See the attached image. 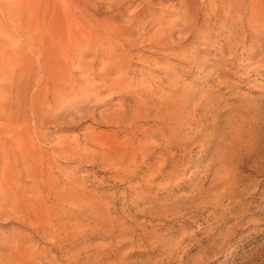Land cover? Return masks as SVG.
I'll use <instances>...</instances> for the list:
<instances>
[{
	"label": "rangeland",
	"instance_id": "374dc122",
	"mask_svg": "<svg viewBox=\"0 0 264 264\" xmlns=\"http://www.w3.org/2000/svg\"><path fill=\"white\" fill-rule=\"evenodd\" d=\"M182 7L0 0V264H264V64Z\"/></svg>",
	"mask_w": 264,
	"mask_h": 264
},
{
	"label": "bare ground",
	"instance_id": "6f19581e",
	"mask_svg": "<svg viewBox=\"0 0 264 264\" xmlns=\"http://www.w3.org/2000/svg\"><path fill=\"white\" fill-rule=\"evenodd\" d=\"M205 1H208L209 7L202 10L198 0H177L178 6H183L182 9L184 10L186 16L181 18L180 15V18H174V23H180L183 21V24L180 23L182 24L183 29H186L192 25L193 28L196 27L199 30L209 28L211 31H217L218 35L223 37V39H225V43L229 45H233L235 43L239 44V42L247 43L246 45L248 52L252 57H257V66L264 64V15L255 13V10H251L249 15L246 16L243 14L241 4L231 5L227 0ZM159 4L162 5L164 2H160ZM176 6L177 5L171 6V11L176 12ZM114 7L115 6L112 5L113 9ZM76 9H79V11H82V9L86 10L83 5L78 6ZM166 9L168 10L170 8ZM142 10L143 11L136 12L131 18L132 20L130 19L129 22H127L128 25L126 26L119 20L118 14L113 13L112 16L110 15L106 19V23L109 26V31L118 37L121 42L131 44L135 43V41H131V38L127 37L128 34L129 36H132V30L128 26L133 24L135 27L145 29L147 24L152 23L155 26L158 25V27L152 30V33H149L145 39L142 40L148 41L149 43L154 42L158 44L164 42L166 35V31L163 29L164 15L157 17L156 13L154 12L155 10L150 11L145 7H143ZM203 11L204 15L201 13ZM103 23L93 20L91 24L99 25L102 30H105L107 25L106 23ZM76 36L77 37L74 38V43L77 46H81L84 45V43H89L92 41V39L91 41L89 40L91 37H88V35H82V33H79ZM223 46H225V44H223ZM80 55L82 56L84 53L81 52ZM67 58L68 57H66V61L63 63V67L68 69L69 73L72 70L71 67H73L74 61L71 58L67 60ZM90 73L93 75V77L89 81H93L95 78H102L101 74H98L93 69L90 70ZM123 78L125 79L126 77ZM121 80L122 78H120L118 82H121ZM115 83H117V81H115ZM66 85H68V83L64 82V85H61L59 92L62 93L63 96L75 98L77 96V92L73 88H67ZM89 87H92V85L90 84ZM47 93L49 94L48 91Z\"/></svg>",
	"mask_w": 264,
	"mask_h": 264
}]
</instances>
